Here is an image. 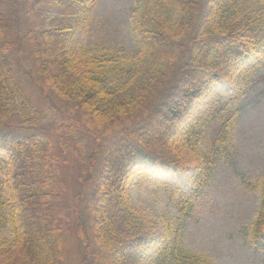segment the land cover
<instances>
[{"label": "trees", "instance_id": "16d2710c", "mask_svg": "<svg viewBox=\"0 0 264 264\" xmlns=\"http://www.w3.org/2000/svg\"><path fill=\"white\" fill-rule=\"evenodd\" d=\"M90 2L0 0V232L12 229L0 238V264H66L59 152L75 151L85 159L73 212L85 264H215L187 248V225L242 105L189 118L264 54V0H135L140 51L120 47L80 67L70 43ZM22 43L34 74L22 65ZM201 140L193 181L173 190L159 235L132 186L182 171L185 148L198 152ZM259 185L248 240L264 249V174Z\"/></svg>", "mask_w": 264, "mask_h": 264}, {"label": "rangeland", "instance_id": "374dc122", "mask_svg": "<svg viewBox=\"0 0 264 264\" xmlns=\"http://www.w3.org/2000/svg\"><path fill=\"white\" fill-rule=\"evenodd\" d=\"M135 6V0H91L83 27L70 43L80 67H86L92 56L112 53L120 47L125 48L128 56L140 51ZM32 59V51L22 43L21 62L30 74L35 73ZM30 90L34 92L33 87ZM227 101L229 105H242L241 116L218 157L210 184L192 210L186 246L209 256L215 264H264V249L248 240L260 206L259 182L264 174V54L249 62L235 79L225 82L195 108L189 123L206 117L209 111ZM216 123L213 119L205 135H214ZM206 144L201 140L198 152L185 146V167L178 173L163 169L158 175L136 178L132 186L133 203L151 218L159 235L163 232V211L177 198L173 190L190 187L198 156ZM82 153L75 151L65 157L59 152L63 178L60 206L69 223L66 227L70 235L65 249L66 264H85L73 219L82 189L81 167L85 164ZM3 235L11 239L12 229L7 227L0 232V238ZM5 247L0 245L2 250ZM145 264H156L155 259L148 258Z\"/></svg>", "mask_w": 264, "mask_h": 264}]
</instances>
